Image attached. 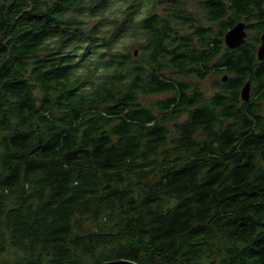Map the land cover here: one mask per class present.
<instances>
[{"label":"trees","instance_id":"1","mask_svg":"<svg viewBox=\"0 0 264 264\" xmlns=\"http://www.w3.org/2000/svg\"><path fill=\"white\" fill-rule=\"evenodd\" d=\"M122 1L0 0V264H264V0Z\"/></svg>","mask_w":264,"mask_h":264},{"label":"water","instance_id":"2","mask_svg":"<svg viewBox=\"0 0 264 264\" xmlns=\"http://www.w3.org/2000/svg\"><path fill=\"white\" fill-rule=\"evenodd\" d=\"M247 24L244 21L237 22L231 29H229L225 34V43L227 47L234 49L242 44L245 43L247 39ZM257 58L258 60L262 61L264 60V32L261 34V43L258 47L257 51ZM225 76L223 79L226 81ZM241 99L244 102H248L251 98V80H247V82L244 84V86L241 88L240 91ZM99 264H139L133 260L128 259H118V260H110L105 261L103 263Z\"/></svg>","mask_w":264,"mask_h":264},{"label":"rangeland","instance_id":"3","mask_svg":"<svg viewBox=\"0 0 264 264\" xmlns=\"http://www.w3.org/2000/svg\"><path fill=\"white\" fill-rule=\"evenodd\" d=\"M130 1H132V0H125V1H122V2L115 3L112 6V9H110L109 14L110 15L111 14L114 15L116 13L122 12L123 9L126 7L127 3L129 4ZM200 5L201 4L198 1H192V2H189L187 4L188 8H191L193 11H197L198 15L199 14H203V9L199 8ZM144 13H146V9H142L141 15L144 14ZM249 34H250L249 36H251V34H253V31L249 30ZM142 38H143V35H140L139 33H137L134 37L127 38L125 40L126 43H123V45L128 44V43L130 45H133V42H134L133 40L137 41L138 39L141 40ZM119 48L122 49L123 46L120 44ZM133 49H134V47H133ZM222 76H227V75L226 74H221L220 77H217L214 74H210V75H208V77L205 80H198V79H195V80L200 84V87H201L202 90H204L207 94H210V93L216 91V89L213 87L214 81L216 79H218V81H220ZM227 79H228V77H226V80ZM166 96H168V94L146 96V97H142L141 98V102L144 105H151L156 100L163 99ZM170 126H171V124H170Z\"/></svg>","mask_w":264,"mask_h":264},{"label":"flooded vegetation","instance_id":"4","mask_svg":"<svg viewBox=\"0 0 264 264\" xmlns=\"http://www.w3.org/2000/svg\"><path fill=\"white\" fill-rule=\"evenodd\" d=\"M247 32L249 33V29L247 28ZM248 36V35H247ZM260 43H261V40H260V42L258 43V46H257V51H258V47H259V45H260ZM226 44V43H225ZM227 46V45H226ZM229 48V47H228ZM252 86V85H251ZM251 89H252V87H251Z\"/></svg>","mask_w":264,"mask_h":264}]
</instances>
